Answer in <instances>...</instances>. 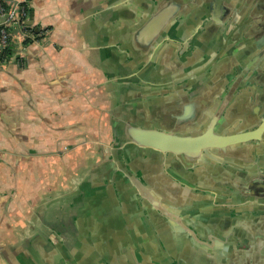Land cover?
Wrapping results in <instances>:
<instances>
[{"label":"crops","instance_id":"0c3cea01","mask_svg":"<svg viewBox=\"0 0 264 264\" xmlns=\"http://www.w3.org/2000/svg\"><path fill=\"white\" fill-rule=\"evenodd\" d=\"M213 1L28 2L41 38L0 58V264H159L218 221L235 245L248 219L259 236L264 189L239 173L264 172V134L192 160L118 146L131 125L227 134L264 115V0L224 20Z\"/></svg>","mask_w":264,"mask_h":264},{"label":"flooded vegetation","instance_id":"af4514ba","mask_svg":"<svg viewBox=\"0 0 264 264\" xmlns=\"http://www.w3.org/2000/svg\"><path fill=\"white\" fill-rule=\"evenodd\" d=\"M227 4L228 0L213 1V5H215L216 8L217 6L223 7V20L226 18L225 16L228 15V10H226ZM247 69L248 67L245 66L243 72L247 71ZM263 103L258 104V108H260ZM261 112H264V106ZM259 127H261V129L256 134L262 136L264 134L263 113L260 114L257 125H255V128L251 131H256ZM241 132H250V130L235 132L234 134ZM251 138L238 142H247ZM259 139H261V137ZM227 152V155H230V152L233 153L231 150H227ZM244 160H246L245 163L249 164L251 163L252 156ZM254 168L255 166H248L244 172L239 173V175H241V183L245 185V193H250L252 190L258 188L264 189V172L254 174ZM217 172L218 171H215V173ZM215 177L220 180L219 185L216 187L222 188L223 183L226 182L231 183L235 187L237 186L234 184L235 182L233 179H229L227 175L223 176L222 172H219L218 176L216 175ZM253 227L254 223L251 222V219H248L246 225L239 231L240 240L237 242V245H235L231 242V238L226 235L229 228L228 224L223 221H218L214 233L218 231L221 237H219V235L209 237L207 230L200 229L201 241L204 242L201 246L192 247L190 251L181 250L177 255H163V261H159V264H264V225L262 226L261 223L259 236L257 237L254 236Z\"/></svg>","mask_w":264,"mask_h":264},{"label":"water","instance_id":"95a60500","mask_svg":"<svg viewBox=\"0 0 264 264\" xmlns=\"http://www.w3.org/2000/svg\"><path fill=\"white\" fill-rule=\"evenodd\" d=\"M128 139L118 141L120 149H124L125 143H133L136 147H148L147 151L156 153H171L188 160L197 159L202 151L208 149L217 153L226 151L227 147L238 141H244L261 129L241 133H217L210 124L204 130L196 133H177L172 130L149 126H129Z\"/></svg>","mask_w":264,"mask_h":264},{"label":"built area","instance_id":"2783aa9c","mask_svg":"<svg viewBox=\"0 0 264 264\" xmlns=\"http://www.w3.org/2000/svg\"><path fill=\"white\" fill-rule=\"evenodd\" d=\"M29 1L0 0V50L14 41L23 46L27 39L38 41L41 38L27 24Z\"/></svg>","mask_w":264,"mask_h":264},{"label":"trees","instance_id":"16d2710c","mask_svg":"<svg viewBox=\"0 0 264 264\" xmlns=\"http://www.w3.org/2000/svg\"><path fill=\"white\" fill-rule=\"evenodd\" d=\"M32 29L34 31L33 27H32ZM28 41H29V39H27L25 41V43H27ZM12 52H13L12 44H7V45L3 46L2 49L0 50V58H5L6 59V58H8V57H10L12 55Z\"/></svg>","mask_w":264,"mask_h":264}]
</instances>
